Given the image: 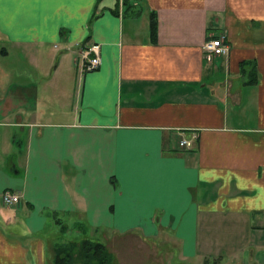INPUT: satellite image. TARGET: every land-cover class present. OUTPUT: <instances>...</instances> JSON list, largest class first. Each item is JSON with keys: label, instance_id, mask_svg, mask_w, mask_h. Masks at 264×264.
Here are the masks:
<instances>
[{"label": "crops", "instance_id": "0c3cea01", "mask_svg": "<svg viewBox=\"0 0 264 264\" xmlns=\"http://www.w3.org/2000/svg\"><path fill=\"white\" fill-rule=\"evenodd\" d=\"M69 235L119 264H264V0H3L0 264Z\"/></svg>", "mask_w": 264, "mask_h": 264}, {"label": "trees", "instance_id": "16d2710c", "mask_svg": "<svg viewBox=\"0 0 264 264\" xmlns=\"http://www.w3.org/2000/svg\"><path fill=\"white\" fill-rule=\"evenodd\" d=\"M53 264H119L105 243L88 236L60 237L53 247Z\"/></svg>", "mask_w": 264, "mask_h": 264}, {"label": "built area", "instance_id": "2783aa9c", "mask_svg": "<svg viewBox=\"0 0 264 264\" xmlns=\"http://www.w3.org/2000/svg\"><path fill=\"white\" fill-rule=\"evenodd\" d=\"M203 50L207 59H211L217 55H221L227 51V44L224 41L223 34H216L210 36L203 42ZM83 56L85 58L84 66L86 69H91L98 65L100 61L99 49L97 43H92L84 49ZM189 143L186 139H181L180 144L187 145ZM2 199L6 204H12L18 201L19 195L10 190H5L2 194Z\"/></svg>", "mask_w": 264, "mask_h": 264}, {"label": "rangeland", "instance_id": "374dc122", "mask_svg": "<svg viewBox=\"0 0 264 264\" xmlns=\"http://www.w3.org/2000/svg\"><path fill=\"white\" fill-rule=\"evenodd\" d=\"M75 218H70L69 219V221L71 222L72 220H74ZM65 222V221H64ZM72 229V226H69V230H71ZM77 232H79V234L80 235H82V233H83V229L81 228V227H79V229H75ZM85 230V229H84ZM54 231V230H53ZM87 233L88 234H91L92 232H91V228H87ZM92 236L95 238L96 236L92 233ZM69 237H70V235H69ZM80 237V236H79ZM97 238V237H96ZM213 257H210V259H208V262H209V260H210V262L213 260L212 259ZM183 262V264H185V261H182ZM172 264H175V263H173L172 262ZM182 264V263H181Z\"/></svg>", "mask_w": 264, "mask_h": 264}, {"label": "snow or ice", "instance_id": "6c2138e0", "mask_svg": "<svg viewBox=\"0 0 264 264\" xmlns=\"http://www.w3.org/2000/svg\"><path fill=\"white\" fill-rule=\"evenodd\" d=\"M2 3H3V0H0V5H2Z\"/></svg>", "mask_w": 264, "mask_h": 264}]
</instances>
